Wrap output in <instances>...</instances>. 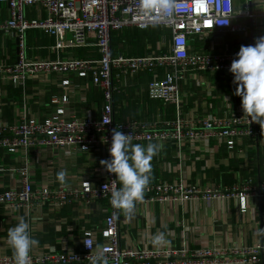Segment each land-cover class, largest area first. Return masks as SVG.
<instances>
[{
	"label": "built area",
	"instance_id": "obj_1",
	"mask_svg": "<svg viewBox=\"0 0 264 264\" xmlns=\"http://www.w3.org/2000/svg\"><path fill=\"white\" fill-rule=\"evenodd\" d=\"M172 3L175 7L165 12L158 6V0H0L8 10V17L0 20V33L11 39L17 53L14 62H9V55L0 59V173L17 176L14 185L0 188V206L12 215L19 209L31 214L35 206L58 211L73 202L89 205L93 201H107L111 207L103 228L84 230L78 250H32L30 264H90L91 249L84 240L92 245V254L102 249L109 264H206L218 263L221 255L225 256L226 264L264 263L263 241L235 247L230 252L203 249L192 257H187L185 250L123 247L119 209L110 203L112 191L121 184L106 167L102 176L87 177L76 184L46 178V182L37 185L34 180L35 163L57 151L111 159L112 133L119 127L132 136L134 144L157 142L176 146V157L182 163L189 150L215 152L213 142L224 145L228 151L225 157L228 183L214 184L204 174L194 181L179 178L153 182L138 202L169 206L199 199L211 202L235 198L245 212L251 198L264 197V178L257 182L242 173L250 160L246 159L242 168L230 165V159H241L257 147H264V130L258 123H250L242 107L233 106L227 95L222 96L218 106V110L225 109L224 114L208 111L206 104L202 114L194 110L185 112L187 101L181 86L183 81L191 80L197 90L211 96L213 89L204 72H222L234 84L229 69L240 49L235 37L249 35V21L254 22L258 15L254 0H172ZM28 8L34 11V16L26 15ZM217 20L229 23L221 25L215 23ZM153 26L170 30L169 38L164 35L158 44L161 52L135 56L113 53L114 31ZM32 30L54 38L48 49L55 57L29 56L27 34ZM89 47H95L98 56L77 57L72 52ZM140 74L151 76L146 88L148 98L173 106V118L161 114L150 120L115 117L116 94L122 91L127 78ZM76 78L84 82L78 84ZM30 80L56 84L65 90L52 96L43 116L33 113L26 103L20 106L9 98V87L24 89ZM92 88L102 95L100 115L81 105L87 102ZM5 106L12 107V118L5 116ZM7 158L11 162L7 163ZM98 232L102 242L97 239ZM0 264H15L14 253H0Z\"/></svg>",
	"mask_w": 264,
	"mask_h": 264
},
{
	"label": "crops",
	"instance_id": "obj_2",
	"mask_svg": "<svg viewBox=\"0 0 264 264\" xmlns=\"http://www.w3.org/2000/svg\"><path fill=\"white\" fill-rule=\"evenodd\" d=\"M254 8L258 15L254 22H250L249 35L236 36L237 47L252 45L260 36H264V1L254 0ZM28 17L34 16V11H26ZM8 17L7 7L0 4V20ZM133 29V27H129ZM29 42L28 53L31 57L40 56L42 50L45 56L55 57L48 48H42L37 43L38 36ZM54 40V38H52ZM55 41V40H54ZM52 42L51 44H53ZM14 44L8 36L0 33V59L9 55V62L17 59ZM85 52L92 55L95 47L84 48ZM73 53H75L72 50ZM203 76L209 81L212 95L206 96L193 86L191 80L182 82V95L187 103L183 107L185 112L191 110L204 113L203 105L206 104L208 111L215 112L221 104L222 96L229 97L233 106L241 107V97L235 95L236 85L225 78L222 72H204ZM147 75H139L127 78L121 86L122 91L115 97V117L120 120L131 118L156 119L164 115L165 118L175 116L173 106L159 104L154 108L152 101L147 96ZM80 84L84 81L76 78ZM9 98L22 106L26 103L35 114L47 111V106L53 95L62 94L65 90L43 82L30 80L27 87L16 89L9 87ZM140 92L139 95L136 93ZM217 96V97H213ZM80 103V102H78ZM102 95L97 88H92L88 93L87 102L81 103L83 107L93 109L98 115L102 112ZM211 104V106H210ZM224 110H218L224 114ZM43 116V114H42ZM158 145V152L151 161L150 183L159 181H172L184 178L194 181L203 174L206 180L214 184H225L230 180L228 167L225 168V157L228 151L224 145L213 142L215 152L203 153L187 151L185 163L176 157L178 148L169 143L142 142L139 144ZM250 160L247 167L242 168L245 160ZM106 160L100 159L93 154H65L54 152L52 157H46L35 163L36 174L34 180L37 185L46 182V178L60 182L57 174L60 171L66 173L64 183L76 184L87 177L95 178L104 174L105 166L100 163ZM6 162H11L10 158ZM45 164H48L45 166ZM230 165L242 168V173L252 176L257 182L264 178V147L259 146L254 151L241 156V159H230ZM247 165V162H246ZM245 166V165H244ZM247 168H249L247 170ZM15 178L6 172L0 173L1 190L14 185ZM107 201H93L89 205L82 202L67 204L62 209L50 210L48 207L35 206L31 214L24 209L16 210L12 215L5 207L0 206V253H14L8 243V230L15 226L19 220L25 219L30 224V229L39 243L32 250H78L85 229L100 230L104 226V219L110 209ZM119 221L121 226V245L140 249H173L186 251L187 257H192L203 249L221 250L230 252L235 247L252 246L259 241L264 242V197L251 198L245 212L241 211L240 201L235 198L215 199L211 202L205 200H192L177 202L169 206L160 202H137L131 213H125L119 209ZM97 239L102 242V236L98 232ZM157 237L161 239L157 240ZM232 255V253H228ZM218 263L207 262L206 264H226L225 256L218 257ZM230 264H248L233 262ZM264 264V263H260Z\"/></svg>",
	"mask_w": 264,
	"mask_h": 264
},
{
	"label": "clouds",
	"instance_id": "obj_3",
	"mask_svg": "<svg viewBox=\"0 0 264 264\" xmlns=\"http://www.w3.org/2000/svg\"><path fill=\"white\" fill-rule=\"evenodd\" d=\"M158 6L165 12L175 7L172 0H158ZM215 23L226 25L229 22L217 20ZM236 57L229 69L236 85L235 95L241 97V107L248 121L258 123L264 130V36L258 37L252 45H241ZM103 140L107 143V138ZM157 152L158 145L134 144L130 134L123 133L119 127L113 130L109 147L111 159L101 160L100 163L108 172L116 174V180L121 184L111 193L110 203L114 208L131 213L135 204L144 198L150 183L151 161ZM65 176L64 171L57 174L60 182H64ZM7 239L14 252L15 264H30V253L39 241L33 236L29 222L19 220L8 230ZM84 242L91 249L90 264H109L102 249L98 248L92 254V245Z\"/></svg>",
	"mask_w": 264,
	"mask_h": 264
},
{
	"label": "trees",
	"instance_id": "obj_4",
	"mask_svg": "<svg viewBox=\"0 0 264 264\" xmlns=\"http://www.w3.org/2000/svg\"><path fill=\"white\" fill-rule=\"evenodd\" d=\"M164 35L167 38H169L170 30L160 26H153L148 29H139L135 27H133V29H130L129 27H127L120 31H114L112 33L111 46L114 54H118L119 52H124L126 55L129 56L145 55L153 51L161 52V50L158 49V44L160 43ZM37 36H38L37 43H39L42 46V48H48V46L51 45L52 42H54L52 37L44 34L43 32L32 30L29 31L27 34V48H29L30 46L29 42L33 40L32 37L35 39ZM86 50L87 49L84 48H77L74 49L75 53L73 54L77 57H85V58L91 56H98L96 49H94V51L90 53L92 54L91 56L88 55L89 53L85 52ZM41 55L45 56V51L42 50ZM141 75H147L148 81L151 79V76L149 74H140V76ZM158 102L159 104H162V102L158 100H153L151 104H153L155 108L158 105ZM4 111H5V116L7 118H12L13 109L11 106H5Z\"/></svg>",
	"mask_w": 264,
	"mask_h": 264
}]
</instances>
